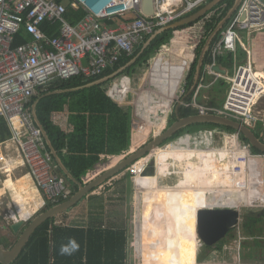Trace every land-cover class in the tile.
<instances>
[{"label": "built area", "instance_id": "1", "mask_svg": "<svg viewBox=\"0 0 264 264\" xmlns=\"http://www.w3.org/2000/svg\"><path fill=\"white\" fill-rule=\"evenodd\" d=\"M68 1L0 0V115L6 118L12 133L0 141V176L22 168L31 180L25 186H16V181H11V189H5L8 225L19 221L28 224L51 204L70 194L68 180L57 172L42 129L33 117L30 104L38 90L52 81L78 76L93 78L114 69L157 29L195 12L210 0H153L152 15L143 12V0H106L98 5H92V0ZM69 5L75 11L85 10V15L76 23L67 16ZM263 30L264 0H242L211 50L210 72L215 79H224L229 84L223 105H208L194 98L184 101V106H193L201 114L216 113L264 128V71L256 68L252 51L240 35V31H245L251 38ZM21 31L32 39L16 45ZM239 47L247 52L248 60L238 64L233 75L213 70L220 55L236 53ZM167 52V47L157 52L149 71L158 67L163 75L170 77L173 71L182 82L190 69V60L185 58L182 64L163 60L161 55ZM121 85L109 91L111 96L130 91L128 85ZM186 93L182 89L181 94ZM160 95L161 99L149 106L150 116L134 126L142 146L171 125L174 103L181 101L180 94L173 96L161 91ZM202 135L206 145L185 146L179 143V138L163 143L128 166L141 206L145 194L143 179L150 177H156L161 187L202 191L205 203L201 208L236 209L240 212V221L231 230L236 232L232 244L224 247L227 252H235L232 260L199 261L200 247L205 244L197 233L198 264H264V260L250 262L242 258L247 239L244 230L249 227L244 224L246 217L253 209L264 210V204L251 203L247 197L252 188L251 158L264 159V154L254 152L237 131L205 129ZM175 151L182 157L172 155ZM188 172L198 174L197 180L187 178ZM210 195L214 197L209 199Z\"/></svg>", "mask_w": 264, "mask_h": 264}, {"label": "trees", "instance_id": "2", "mask_svg": "<svg viewBox=\"0 0 264 264\" xmlns=\"http://www.w3.org/2000/svg\"><path fill=\"white\" fill-rule=\"evenodd\" d=\"M233 3L234 0H222L221 3L215 6L202 18L191 24L184 25L178 28L183 29L189 26H193L197 22H200L201 27L203 28L202 21H206L205 37L201 43V46L198 48L195 60L191 64L190 69L186 75V85L188 90L191 88L194 82L196 66L201 53V48L203 47L209 34L226 15L227 11L233 6ZM84 15V9L81 8L80 10L75 11L70 5L68 6L67 16L73 23H76ZM175 30H177V28L169 29L159 34L151 42L149 47L139 56L138 60L118 76L132 75L135 72H138L137 70L140 67H149L152 58L160 48L169 43ZM22 32L23 31H21L16 37V45L25 42V37L22 36ZM220 35L221 34L219 33L214 41H217L220 38ZM141 47L142 46H140L131 56L122 58L114 69L108 70L100 76L93 78H84L82 76H78L69 80H57L56 82H54V84H56L58 88H71L84 85L96 79L102 78L103 76L111 74L112 72L129 62L133 57L137 55ZM234 54L235 53L231 52V54H229L228 56V64L230 67H232L234 63ZM210 60L211 58H209V55H207L204 66L208 64ZM224 60L225 59L221 58L222 62ZM113 80L114 79H111L99 85L72 92V94L74 95L88 96V109L87 112L79 113L77 115V121L75 117L73 118V120L75 119L74 121L76 123L75 129L71 133H67L51 123V106H45L44 111L42 112L44 105L43 102L47 99L40 101L37 105L39 119L48 131L49 136L55 148L58 150L59 155L62 157L67 168L74 174L77 179L81 181L88 170L93 169L95 165L100 161L101 154H120L124 150H128L131 145V119L133 106L130 104H118L113 99V96L108 93ZM40 90H42V94L46 92L44 88H40L39 91ZM37 98L38 97L35 96L32 100V103ZM49 98L50 97H48V99ZM191 98L192 95L189 96L186 101H191ZM197 113L198 111L196 109L185 108L184 106H181L178 112L181 117H186ZM178 114H172L173 116L171 117L170 123H173L177 119ZM206 128L216 129L220 132L235 131L230 127H225L218 124L199 123L180 130L177 134H175V136L170 138L169 141H173L181 137L185 133H191L193 131ZM256 129V133L258 135H260L262 130H264V128ZM11 134L12 133L9 128L8 122L3 116H0V141L9 138ZM263 136L262 139L264 140ZM241 137L242 139L247 141L242 135ZM253 150L256 153H262L257 149ZM170 154L171 152L167 153L165 157H168ZM172 155H175L176 157H182V154H176V151ZM162 165H166V163L163 162ZM250 176L252 182V193L250 197L254 202H256L255 199H262L259 197V187L261 184H264L263 158H251ZM77 190L78 185L72 183V194ZM200 196L202 198L197 197L190 200L189 207L198 204L201 205L204 202L203 193H200ZM68 197L69 196H67L66 198H62L60 202L64 201ZM147 198L148 195L145 194L144 201L146 203V206L143 208V215L146 218L145 227H147L149 221L150 224L153 223V225L155 226L154 229L156 228L160 231V226L162 224L164 228V230L160 231L159 237H157L159 241L157 245H147V249L153 255H155L158 260H161L160 262H155V264H198L197 257L193 258L191 261H189V263H187L186 261H174L173 255L170 256V259H168V261L164 262L162 257L159 255V249L165 246V244H167L168 242L167 230L169 224V211L167 210V207L165 205L163 207H160V210H155V206L149 208ZM150 215L153 221L148 219ZM153 232L154 236L155 231L153 230ZM125 239L126 238L124 237V235L119 231L104 232L103 230L91 226L65 227L64 225L62 226L56 224V220L55 218H53L45 221L41 226L37 228L19 258L10 264H124V244L126 243ZM199 261H203V259H199Z\"/></svg>", "mask_w": 264, "mask_h": 264}, {"label": "crops", "instance_id": "3", "mask_svg": "<svg viewBox=\"0 0 264 264\" xmlns=\"http://www.w3.org/2000/svg\"><path fill=\"white\" fill-rule=\"evenodd\" d=\"M94 2H98V0H95ZM234 16V15H233ZM204 21V20H203ZM205 22L204 21V30L205 29ZM228 23V22H227ZM227 26V24L224 26V28ZM191 27V28H190ZM179 28V27H178ZM175 30L177 33L182 31L183 33H179V37L176 40L182 41L184 36L187 34L186 32L189 31L188 29H195V26H189L183 29H178ZM223 28V29H224ZM176 29V28H175ZM184 34V35H183ZM221 34V32H220ZM247 35V34H246ZM22 36L25 37V41L31 40L32 37L26 33L22 32ZM188 38H192V36L187 34ZM205 37V33H204ZM203 37V39H204ZM217 38V37H216ZM215 38V39H216ZM179 41V43H180ZM202 39L200 38L199 41L192 47H188V49L181 48L179 46L178 52L176 50L174 51L173 49L170 48L169 43L165 44L163 47H167L169 49V52L161 55V58L163 60H169L174 63L182 64L184 63L186 59L190 60L189 64H192L193 61L195 60L196 53L198 48L201 46ZM216 41H213L210 49L205 55H209V58H211V50L212 46ZM178 43V44H179ZM247 45L252 51V61L254 65L256 66L257 69L263 70L264 71V30L255 33L251 38L247 35ZM162 47V48H163ZM240 48V47H239ZM241 49V48H240ZM161 48L158 50L160 51ZM189 50L191 52L189 53ZM195 50V51H194ZM202 50V48H201ZM247 56V52L244 49H241ZM157 51V52H158ZM184 52V53H183ZM235 53V52H233ZM231 54V52H224L222 55L218 57V62L213 66V70L216 72H220L222 74H227L223 73L221 70V66L223 65L224 68H230L229 62H228V56ZM185 56V57H184ZM235 59L234 63L232 65L233 67V72H235V69L238 64L244 63L242 60L239 59V52L238 50L234 54ZM157 57V53L155 56L152 58V60ZM221 58L225 59L223 62L221 61ZM204 59V63H205ZM152 62V61H151ZM212 62V58L209 61L208 64L202 68V74H201V79L199 82L196 84L195 83V77H194V82L191 86V88L188 90L187 85H186V79H184L182 82L177 78L178 76L171 71L170 76H165L162 74L161 68H154L153 72L149 71V67H147V71L143 74L140 73V70L138 72H135L132 75H125L121 79H119V82L116 81L118 79H114L112 82L111 87L109 88V91L113 88L122 86L121 84L123 83L124 85H128L130 87V91L127 94H116L113 99L120 105L122 104H130L133 106V113H132V119H131V145L128 150H124L120 154H112V155H106V154H101V159L100 161L95 165L93 169L88 170L87 175H90L88 177V181L83 182L87 183L91 181V179L96 178L112 166L116 165L118 162H120L122 159L126 158L136 150L142 147V143L140 140V136H137L135 133L134 126L136 123L142 119V118H147V116H150V105L155 103V100L161 99L160 92L163 91L167 94H171L175 96L176 94H180L181 101L176 100L174 103V113L176 114V109L181 106H184V101L192 95L191 101L196 98L199 102L208 104V105H213V106H222L220 104H217L213 100H209L208 102H205L203 98H207L206 95H209L211 93H216L215 92V84L218 81H223L222 79H215L214 74L210 72V64ZM198 63V62H197ZM197 67V66H196ZM196 74V73H195ZM138 76H143V78L139 79ZM178 82H177V80ZM130 80L134 82V84H130ZM57 81V80H56ZM52 81L51 83L47 84L44 87V90L46 91L45 93H41L42 90H38V93L35 95L38 98L34 100V102L30 104V107L34 109V105L36 104V110H37V105L40 101H44L43 105V110L45 106H51V111H50V121L51 123L60 128L61 130L71 133L75 129V119L79 113H84L87 112L88 109V96L87 95H80V98L78 99L79 95H74L72 92L74 91H79V90H73V87L71 88H58L56 84ZM225 82V81H223ZM196 84V85H195ZM179 86V89H178ZM50 89V90H49ZM182 89H185L187 91L186 94L182 95L181 91ZM200 89L198 95L196 94L197 90ZM81 90V89H80ZM144 90L143 92H141ZM210 91V92H208ZM207 92V93H206ZM110 94V92H108ZM217 94V93H216ZM111 95V94H110ZM197 95V97H195ZM34 96V97H35ZM131 96V97H130ZM32 98V100L34 99ZM47 97V98H46ZM48 97H50L48 99ZM225 101V100H224ZM188 102V101H187ZM183 103V104H182ZM224 103V102H223ZM185 108H192L196 109L199 113V110L193 106H184ZM179 112V111H178ZM173 113V114H174ZM197 113V114H198ZM38 114V112H37ZM178 114V113H177ZM2 116V115H0ZM173 116V115H172ZM178 116V115H177ZM4 117V116H3ZM75 119L73 120V118ZM5 118V117H4ZM6 119V118H5ZM7 121V120H6ZM77 121V119H76ZM78 123V122H77ZM172 124V123H171ZM207 129V128H206ZM201 130V131H200ZM197 130L195 133L203 132V129ZM192 133V132H191ZM185 133L180 139H183V137L187 134ZM262 135H264V130L261 132ZM203 136V135H200ZM177 138V139H179ZM175 139V140H177ZM186 139L190 140L192 139L190 136L186 137ZM185 139V140H186ZM185 140H179V143ZM174 141V140H173ZM47 145V143H46ZM162 145V144H161ZM47 149L50 151L48 145ZM2 151L4 149L2 148ZM118 156V157H117ZM62 158V157H61ZM54 162L57 166V172L61 175H64L66 178L67 176L63 173V171L60 169L56 159L53 157ZM109 161L110 163H102L104 160ZM63 160V159H62ZM106 164V165H105ZM104 168V169H103ZM90 178V179H89ZM68 186L70 190V194L68 195L69 197L72 194V183L68 178ZM79 180V179H78ZM11 181H16V186H25L28 184L31 180L29 176L26 175V172L22 168H18L11 172L9 175H1L0 176V202L2 204L0 205V220L3 221V224H0V244L4 248H11L16 241L18 240L22 230L27 224H24L22 229H20L19 232H14L11 229V226L8 225L6 222V216L5 214L7 213V207L5 206V201L8 199V196H5V189L9 188ZM130 181L133 187V196H132V201H128L126 199V193H127V182ZM76 184V183H74ZM252 184V182H251ZM78 185V184H77ZM15 186V185H13ZM79 188V186H78ZM180 189V188H179ZM252 193V188L247 194L249 202L253 203L254 201L251 199L250 195ZM68 197V198H69ZM67 198V199H68ZM86 199V200H85ZM144 199V197H143ZM66 200V199H65ZM83 201V202H82ZM62 202V201H61ZM60 203V201L56 202L53 205H56ZM81 203H85V207L88 208L89 213L88 217H86L87 220H82L79 224L77 223H72L71 219L74 217L73 212L76 207H78ZM141 201L138 198V195L135 190V184L134 180L132 178V175L129 173L128 167L124 170H121L120 172L116 173L114 176H112L110 179L106 180L99 186H97L92 192L87 194L77 205H75L73 208L70 210L55 216L56 224L58 225H64L65 227L67 226H86V227H95L97 229L105 231H119L121 232L124 237L126 238V243L124 244V264H155V262H160L161 260H158L155 255H153L147 248V245H157L159 242L157 237L160 235V231L164 230L163 224L160 226V231L158 229H154L153 223L150 224L148 221L147 224V230L145 229L146 227H143V208L141 206ZM50 206V207H51ZM197 208L202 207L201 205H195ZM130 209L131 213L128 214L127 209ZM49 208V207H48ZM47 208V209H48ZM124 209L125 211H123ZM122 211V213H121ZM127 215H129L127 217ZM153 221L151 215L148 218ZM5 220V221H4ZM168 220H169V215H168ZM247 223V226H249L247 229L244 230V234L246 235L247 239L245 241V244L243 245L242 249V258L245 261H260L264 260V210L262 211H257V209H253V212L250 214V216L246 217L245 220V225ZM150 227V229H149ZM9 228V232L6 231ZM196 229V227H195ZM153 230L155 231V235L153 236ZM146 233L147 237L150 239H156L155 241H149L148 239V244L146 245V248L143 247V241H142V233ZM196 231V230H195ZM10 234L12 237H17L16 240L14 241L13 245H10L7 247L6 241L7 237L5 235ZM170 234L171 237H173V232L170 231L169 229V224H168V230H167V236ZM236 236V232L231 231L228 235L227 238L223 241L214 246L213 250V257L211 259H225V260H232V257L234 255L233 252H227L225 251L224 247L227 244H232V241L234 237ZM169 237V236H168ZM154 242V243H153ZM168 242L165 244V246L161 247L159 250V255L162 257V259L168 261L170 259L171 252L168 251L167 253V248L168 247ZM196 246L192 247L193 249L191 250L192 254L190 258L191 260L195 258L193 255L194 253L198 254V244H195ZM173 253V252H172ZM190 255V254H189ZM174 257V256H173ZM197 257V256H196ZM189 259V261H191ZM17 260V259H16ZM187 261V263H189ZM198 261V260H197ZM203 261H207L203 259ZM181 262V261H179Z\"/></svg>", "mask_w": 264, "mask_h": 264}, {"label": "water", "instance_id": "4", "mask_svg": "<svg viewBox=\"0 0 264 264\" xmlns=\"http://www.w3.org/2000/svg\"><path fill=\"white\" fill-rule=\"evenodd\" d=\"M242 0H234L233 6L227 11L226 15L221 19V21L217 24V26L213 29V31L207 37L196 67L195 74V83L197 84L201 79L203 63L205 59V55L210 49L212 42L219 35V33L223 30L224 26L231 19V17L235 14L237 9L239 8ZM222 0H210L197 9L195 12L176 20L175 22L163 26L157 29L143 44L139 52L135 57H133L129 62L125 65L121 66L111 74L103 76L102 78L91 81L87 84L73 87V90L85 89L88 87H92L95 85H99L105 81L111 80L112 78L117 77L119 74L124 72L127 68L132 66L139 58V56L149 47L151 42L162 32L175 29L184 25L191 24L198 19L202 18L209 11H211L215 6L221 3ZM143 12L147 15H152L154 13L153 0H143L142 2ZM195 84V85H196ZM179 107L176 109L178 113ZM33 117L36 124L42 129L43 136L45 142L47 143L50 153L56 159L60 169L67 176V178L76 184H78V190L71 195L68 199L53 205L41 212L35 218H33L22 230L18 240L11 248H4L0 244V263L10 264L19 258L24 248L30 241L32 235L35 233L37 228L41 226L45 221L49 219H53L55 216L60 215L75 205H77L87 194L92 192L97 186L110 179L116 173L121 170L126 169L129 165L135 162L140 157L148 154L153 149L159 147L161 144L166 142L168 139L172 138L177 134L180 130L192 126L194 124L199 123H207V124H218L225 127H230L235 131L239 132L251 145L253 149H257L260 152L264 153V140L262 139V134L258 135L256 131L246 123H242L240 121H236L234 119L225 117L223 115H219L216 113H205V114H192L186 117H181L179 114L177 119L160 135L149 141L147 144L122 159L116 165L112 166L96 178L92 179L87 183H83L78 180L74 174L67 168L61 156L58 153V150L55 148L48 131L42 124L39 119L36 110V104L33 109ZM146 173H150L147 171ZM240 221V212L236 209L232 208H200L197 215V233L199 237L202 239L205 245L214 247L228 237L229 233L233 228L237 226ZM24 225L23 221L12 223L11 229L14 232H19Z\"/></svg>", "mask_w": 264, "mask_h": 264}, {"label": "rangeland", "instance_id": "5", "mask_svg": "<svg viewBox=\"0 0 264 264\" xmlns=\"http://www.w3.org/2000/svg\"><path fill=\"white\" fill-rule=\"evenodd\" d=\"M66 3H69L68 0H66ZM203 24V28H204V21H202ZM195 29H188L189 31H187L186 33L190 36L193 37L192 38H188L187 34L184 36V38L182 39V41L178 40L176 42V40L179 37V33H183L182 31H180L179 33H177L176 31L173 32V36L171 37V40L169 41V45L171 49H173L174 51L176 50V52H178V48L179 46H181V48L184 49H188V47H192L194 46L199 39L201 38L203 40L204 37V33L205 30L201 27L200 22H197L194 24ZM184 35V34H183ZM240 35L242 36L243 40L246 42L247 41V35L245 31H240ZM180 41V43H179ZM179 43V44H178ZM191 52V50H189V53ZM238 52H239V59L242 60L244 63L247 62L248 60V55L246 56V54L240 49L238 48ZM251 59V58H249ZM140 70V73L143 74L147 71V69L145 67H140L138 68L137 71ZM221 70L223 71V73H227L229 75H233V67L230 68H224V66H221ZM123 77V75L118 76L116 79V81L119 82V79H121ZM139 79L143 78V76H138ZM223 81H218L215 84V92L217 93H211L209 95H206L207 98H203L205 100V102H208L209 100H213L215 101L217 104L222 105L226 96H227V91L229 88V84L226 80L222 79ZM130 84H134V82L132 80H130ZM210 92V91H208ZM38 93V92H37ZM207 93V92H206ZM131 97V96H130ZM78 99L80 98L77 97ZM255 131L257 130L254 126H251ZM205 130V129H203ZM201 131V130H200ZM196 131H193L191 134H187L183 137V139H179V140H185L186 137L190 136L192 139L188 140L186 139L185 141H182L181 144H186L185 146H203L207 144V141H205L203 139V136H200L203 134V132H199V133H195ZM264 138V136H263ZM169 141V139L167 140ZM219 143L222 142V140L220 139L218 141ZM210 145V144H209ZM102 163H110V160L107 161L104 160ZM106 165V164H105ZM163 169L166 168V165H162ZM192 174H194L193 172H188L187 173V178H191L192 180H197L196 178V174H194L193 176H191ZM90 175H84L82 178L83 182L88 181V177ZM144 181V191L145 194L148 195L147 201H148V206L149 208H151L152 206H155V210H160V207H163L164 205L167 207V210L169 211V229L171 232H173V237L170 236V234L168 235V247H170L169 249L167 248V253L168 251L171 252V254H173L174 256V261H189L191 257V250L193 249L192 247L196 246L195 244H198V237L196 236L197 233L195 231V222L191 221L190 219L187 218V208L189 207V201L192 200L193 198H202L200 196V193H203L202 191H196V190H192L190 188H181L179 189L178 187H161L158 182H157V178L156 177H150V178H146L143 179ZM127 193H126V199L127 202L128 201H132V196H133V187L130 181L127 182ZM259 191H260V198L262 199H255L256 202L253 203H257V204H264V184H261L259 187ZM144 194V195H145ZM263 194V195H262ZM214 196L209 197V199H211ZM86 200V199H85ZM260 200V201H258ZM144 201V199H143ZM204 201V200H203ZM83 202V201H82ZM143 208L146 206L145 201L143 202ZM205 203V201L201 204L203 206V204ZM199 205V204H198ZM128 208V207H127ZM158 208V209H157ZM123 211H125L124 209H122ZM259 211V210H257ZM73 215L74 216L71 221L72 223H77L79 224L82 220H87L86 217H88V213L89 210L87 207H85V203H81L78 207H76L74 209ZM128 214L131 213L130 209H127ZM122 213V211H121ZM129 215H127L128 217ZM145 220L146 218L143 215V227L145 226ZM5 221V220H4ZM0 224H3V221L0 220ZM147 230V227L145 228ZM150 229V227H149ZM9 232V228L6 230ZM143 232V231H142ZM10 233V232H9ZM196 233V235H195ZM154 234V232H153ZM7 237V240H9L8 242L6 241V245L7 247L10 245L14 244V241L16 240L17 237H12V235L8 234L5 235ZM149 241H155L156 239H150L149 237H147L146 233L143 232L142 233V241H143V247L146 248V245L148 244V240ZM0 241H2L0 239ZM223 241H227V240H223ZM221 241V242H223ZM214 247L211 246H207L204 245L203 247H200V254H199V259H205V260H209L213 257V249ZM173 252V253H172ZM190 254V255H189ZM194 257L197 256L196 253H194L193 255ZM191 260V259H190ZM166 261V260H165Z\"/></svg>", "mask_w": 264, "mask_h": 264}, {"label": "bare ground", "instance_id": "6", "mask_svg": "<svg viewBox=\"0 0 264 264\" xmlns=\"http://www.w3.org/2000/svg\"><path fill=\"white\" fill-rule=\"evenodd\" d=\"M95 0H92V5L93 4H102L104 3L106 0H98V2H94ZM96 5V6H97ZM264 75V74H263ZM118 157V156H117ZM104 169V168H103ZM90 179V178H89ZM92 180V179H91ZM201 208V207H200ZM200 208H197L196 206H190L187 209V217L191 220L195 222V227H196V221H197V215H198V211ZM196 230V229H195ZM197 233V232H196ZM195 233V235H196ZM197 236V235H196Z\"/></svg>", "mask_w": 264, "mask_h": 264}, {"label": "flooded vegetation", "instance_id": "7", "mask_svg": "<svg viewBox=\"0 0 264 264\" xmlns=\"http://www.w3.org/2000/svg\"><path fill=\"white\" fill-rule=\"evenodd\" d=\"M195 51V50H194Z\"/></svg>", "mask_w": 264, "mask_h": 264}]
</instances>
